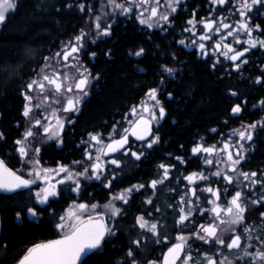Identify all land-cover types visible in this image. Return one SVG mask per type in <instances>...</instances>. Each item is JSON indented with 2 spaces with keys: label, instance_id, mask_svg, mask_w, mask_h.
<instances>
[{
  "label": "flooded vegetation",
  "instance_id": "1",
  "mask_svg": "<svg viewBox=\"0 0 264 264\" xmlns=\"http://www.w3.org/2000/svg\"><path fill=\"white\" fill-rule=\"evenodd\" d=\"M75 1L78 2L80 0ZM241 2L242 0H225L224 4H218L213 3V0H179V3L175 5L176 11L173 13L169 8H167L166 0H160L161 6L159 11L161 13H168L169 20L167 22L159 21V25L154 24L152 28H148L146 25H142L137 19L138 12L141 10H138L135 7H133L132 11L129 13H123L120 11L119 14L114 17L112 22H116L122 26L126 23H131L144 32L149 33L157 31L160 35L166 36H169L174 28L177 30L175 34L179 36L177 42L184 49V51L194 54L195 59L207 64L208 69L217 74L218 77L227 76L228 78L233 79L236 74H239L240 77L248 79L249 83L252 81L256 86H264V64L259 67L256 66L257 71L260 74L254 72L252 67L253 65H250L254 61H258L260 58L262 59V56L264 57V47H261L259 44L252 47L247 43L250 38L253 40H264V23H262L264 20V3L253 5L250 10H245L246 16L241 17L239 15ZM248 2L251 4V0H248ZM121 3L125 7L129 6V0H121ZM178 13L183 14L180 19V27L175 26ZM147 15L148 14L145 13V16ZM155 19L158 20V17ZM190 19H196L195 35H193L192 31H185L186 28H191V26L187 23ZM206 20H215L217 23L223 20V22L229 24L232 29L238 28V22L246 21L249 24V27L253 28V31L251 37H249L245 31H239L238 38L241 41L239 44L236 43L234 39L237 33H234V36H227V32L229 31L228 29H221L220 34L215 33L213 29L207 33L212 37V39L200 41V35L204 34L202 21ZM255 25H259V29H256ZM221 34L224 35L226 39L221 43V48L216 50L214 46L220 40ZM181 40L184 41V44L180 43ZM193 41H197V43L194 44ZM199 43L205 44V49L208 53L207 55L201 54ZM223 44H230L235 51H243L244 48H248V51L244 52L243 56L233 61L230 59V56L234 53H229V57L222 55L223 52L227 51V49L223 47ZM140 49L142 48L129 51L128 54L134 58H138L143 54L142 52L139 56L136 55ZM80 53V61L84 68L90 72V76H96L93 74L86 61L87 59L91 60L94 57L93 52L89 51L87 47V49L81 51ZM237 64H239V68H236ZM167 68H170L173 71L171 73L165 71ZM184 69L185 66H158L157 72L155 73V82L147 87L135 100L131 101L127 108L117 115L114 120H112L109 124L105 122L102 123V125H99V127L83 130L76 134V120L80 115L84 102L91 93L92 86L96 80L95 77V80L88 84L87 95L81 99L78 105V111L66 112L63 110V105L60 108V105L57 104V115L63 122V128L58 129V137L53 136L52 138H48V135L43 132L42 127L35 126L33 127V131L37 132V135L34 139L29 138L28 141L31 145L29 151L30 158L33 157L32 149L39 147L40 152L38 156L33 158L39 159L40 164H45L47 166L68 165L70 167H74L76 171H82L83 167L89 166L95 161L97 155L96 148L99 147L96 142L90 140L89 134H98L100 139L103 141V145L106 146L107 143L110 142L109 134L114 132L115 126L113 138L119 139L120 135L123 134V129L130 127L128 121H134L139 118V116L133 117L131 115V109L134 106L137 107L138 114H141L145 118L151 120L150 114L144 113L143 109L138 106L143 102L152 108L155 101L150 100L147 93L150 89H156L159 106L153 109L156 113L157 119L151 120L150 134L146 136L144 140H138L129 132L128 144L124 146L125 149H130L129 154L125 155L124 149H119L117 152L108 153L107 155L101 154V160L105 164V169L100 180H86L81 178V187L79 192H73L70 190L69 184L71 182L58 185L57 188L60 195L49 198V200L66 198L67 204L63 211L69 203L77 201L78 203H86L89 205L97 204V210L101 213H105L106 210L104 205L112 199L113 195L120 193L122 190L129 188L132 185L144 184L145 187L143 189L134 191L131 194L128 198V203L125 204L121 201H115L116 206L121 208L119 216L115 218H112L109 215L104 216L105 224L111 230L112 234L105 236L100 248H103L106 243H110L112 245L111 242L114 241L117 235H121L123 243L126 245L125 256L124 259H121V261L125 260L129 264H131L132 259H135L137 264H148L151 260L162 261L163 253H165L167 249L172 246V244L179 242L176 240L178 234L183 233L185 236H190L191 233L197 230L198 225H206L212 222V216L207 211L204 215H201L199 211L194 210L193 215L190 218V222L185 221L184 227L175 224V220L178 218L179 208L181 206L185 208L188 207L187 204H180V197L183 196L186 191H188L186 199H191L193 205L196 207L208 210L213 206L209 204L208 201L215 200L216 198L207 191H202L209 186L213 189H219L220 199L218 203L222 206H226L227 201L231 199L236 190L242 191L243 197L245 198L244 202L247 205L244 225L250 226L253 229V231L250 232L253 239L250 241L244 239L242 240V244L250 243L253 247L249 250H254V246L258 241L256 237L259 236L260 238H264V216L261 215L264 213V200H260V197L264 196V183L250 185V181H244L243 177H240L239 183L234 182L229 185L222 178V176L215 177L211 175V173L215 172L219 167L224 171H228L229 174L233 176H239L240 172H256L257 175L253 179L264 181V162L252 160V154L256 149L255 135L264 122V97L249 99L247 104L246 100L248 96L237 98V92L234 90L235 82L231 80L226 93L232 98V100L229 103L227 113L218 120V124L207 129L191 144L186 145L185 147L178 146V149H175L166 146L165 143L162 144V129L166 122L172 123L174 121V118L169 116L168 110V104L172 99V92L170 90L173 88V84L170 82V79H175L176 74L180 73L179 71H183ZM237 104L240 105L241 111L237 114H233L231 109ZM159 107H163L165 110V114L162 118L159 116ZM49 115L50 114L43 112V110H36L35 115L31 118L32 125L35 119ZM126 116L127 119H125ZM24 119L26 120L25 116ZM43 123L46 125L48 121H43ZM51 123L55 125V120L52 119ZM254 123L260 124H256L257 126L255 129L251 130L252 140L240 141V143L244 145V160L236 166V172L234 173L229 171L226 163H222L220 165H216L215 163H213V165H206L204 161L207 154L203 152L193 154L191 151L197 144H202L205 147L214 145L217 149H222L223 143L227 141L230 145H232L229 151L233 153L235 158V154L238 149L236 141L239 137L238 135L233 134V130H244L247 125ZM24 127L25 126H23L18 138L13 141L14 150L7 152L6 155L7 160L11 163V165H13V168H10L14 171H18V174L24 175L25 178H28L24 172L20 171V169H23V167L27 169L30 165L24 163L21 159L17 151L18 145L15 143L16 140L22 138L23 133L29 128L28 127L24 130ZM153 137H158V141L154 143L151 148H149L147 146L148 141ZM230 137L231 139H229ZM46 147L63 150L64 156L61 158L46 159L42 153L43 148ZM86 150L91 153L92 160L87 158L85 154ZM131 152H142L143 155L137 160L131 155ZM177 157H181L183 162L181 163L178 161L176 159ZM208 158L215 160V154ZM112 159L119 160L121 162L120 166L117 167L116 165L111 164L110 161ZM221 159L226 161V154L222 156ZM73 161H80L81 165H73ZM161 163L172 167L169 168V176L164 183L158 184L156 189L153 190L149 186V182L154 179H159L162 176L163 170L158 167ZM193 172H203L205 175L209 176V181L201 182L197 180L194 184H190L184 179V177ZM89 175H91V170L89 171ZM113 176H115V179H113ZM109 180L112 181L111 186L105 187ZM53 183H55V181H53ZM244 184H249L250 186L245 188ZM225 187L228 189L227 193L224 191ZM192 188L196 189V196H192L191 191H189ZM25 189L29 190L35 199V191L38 190L37 185H31ZM196 197H199V200H197ZM148 198L152 199L151 204L146 203ZM255 200H259L260 202L255 204L251 203V201ZM168 205H172V207H168ZM157 208H159V211H156ZM148 213H151L152 215L149 217ZM89 214L94 215L91 211ZM140 215H143L146 219L158 221L160 223L159 244L156 243V237H154L150 232L140 229L136 224V217ZM237 231L242 232V227L238 228ZM165 236L168 237L167 240H164ZM227 239H230V236H227L226 240ZM134 240H140L139 246L132 243ZM217 248H221L222 251L231 258V254L225 247L214 245L211 242L205 244L203 241L195 237H192L187 241L185 250H191L193 261L195 262L202 261V253L214 255L215 258L219 260L220 256L216 253ZM129 249L133 251L132 257L127 255ZM248 258L251 259L250 257ZM178 264H180L179 261ZM238 264H241V262L239 261Z\"/></svg>",
  "mask_w": 264,
  "mask_h": 264
},
{
  "label": "trees",
  "instance_id": "2",
  "mask_svg": "<svg viewBox=\"0 0 264 264\" xmlns=\"http://www.w3.org/2000/svg\"><path fill=\"white\" fill-rule=\"evenodd\" d=\"M85 1L88 3V0L78 2L85 5ZM75 2L16 0L15 8L0 23V158L9 167L13 165L6 154L14 150L13 141L25 122L23 92L26 85L36 77L45 58L83 26L87 9H79L73 5ZM182 15L177 14L175 26L180 25ZM108 32L94 44H88L94 57L86 61L96 80L77 117L76 134L114 120L155 82L160 65L185 66L175 79H170L173 88L168 110L174 121L166 122L162 129V144L175 149L191 144L225 116L232 100L226 93L231 80L235 82L237 98L248 96L247 104L249 99L264 97V86L249 83L239 74L232 79L211 72L207 64L178 44L179 36L174 28L166 36L157 31L144 32L131 23L122 26L115 22ZM137 48L143 49L141 56L134 58L128 54ZM262 64L263 56L250 65L258 73L257 67ZM255 142L252 160L264 162V122L257 130ZM42 153L46 159L64 156L63 150L53 147L43 148ZM66 204V198L38 204L27 189L1 193L0 264H14L31 245L57 238L55 223ZM29 207L35 209V218L27 217ZM111 243L92 251L82 259L83 264H129L121 261L126 250L122 236L117 235Z\"/></svg>",
  "mask_w": 264,
  "mask_h": 264
},
{
  "label": "snow or ice",
  "instance_id": "3",
  "mask_svg": "<svg viewBox=\"0 0 264 264\" xmlns=\"http://www.w3.org/2000/svg\"><path fill=\"white\" fill-rule=\"evenodd\" d=\"M109 5L113 7V10L120 9L123 13H129L132 11L133 7L138 10L137 19L142 25H146L148 28H152L154 24L159 25V21L167 22L169 20V15L167 12L161 13L160 0H129V6L125 7L123 4L118 3L117 0H108ZM179 3V0H166V6L171 10V12L176 11V4ZM213 3L224 4L225 0H213ZM258 3H264V0H251V4L248 0H242L240 3L239 15L241 17L246 16L245 10H250L251 7ZM15 0H0V22H3L6 19V12L13 10L15 8ZM83 9V5H81ZM145 13L148 15L145 16ZM158 17V20L155 19ZM97 22L95 24L96 29H100L99 19L97 17ZM191 28H186L185 31H192L195 35V21L193 19L188 20L187 22ZM204 27V34H201L199 37L200 41L210 40L212 37L207 33L214 29L215 33L220 34L221 29H228L227 36H234V33L237 35L234 37L236 43H241L238 38L239 31H245L249 37H251L253 28L249 27V24L246 21L238 22V28L232 29L231 26L227 23H224L221 20L217 23L215 20H206L202 21ZM215 25V27H214ZM162 26V25H161ZM259 25H255L256 29H259ZM108 28L103 29L102 32H97V35H108ZM86 36L83 30H81L80 35L74 37L75 43L69 41L68 44L64 45V50L62 52H56L52 58L46 57V63L40 68L39 72L36 74V77L32 79L27 85L26 88L28 92L25 93V100L27 103L24 106L23 115L28 117L32 112L33 108L41 109L45 111L48 110L51 105L49 101L51 100L55 104H63V110L66 112L78 111V105L81 99L87 95V86L89 84L90 74L87 72V69L78 63V56L74 55L80 52L83 47V40ZM226 39L224 35H220V40L215 44V49L219 50L221 48V43ZM181 44H184V41H180ZM197 43V41H193ZM247 43L255 47L259 44L261 47H264V40H253L249 39ZM223 47L227 51L223 52L222 55L229 57V53H234L230 56V59L235 61L239 57L243 56L244 52L248 51V48H244L243 51H235L230 44H223ZM199 49L201 50L202 55H207L204 43H199ZM143 52V49H140L136 55H140ZM94 55V53H93ZM70 57L72 60L77 61V63H69ZM59 58V59H57ZM54 61L47 62V61ZM56 65H59L60 68L66 69L61 72ZM239 68V64L236 65ZM74 70V71H72ZM165 71L171 73L173 70L170 68L165 69ZM35 92L36 95H30L28 93ZM147 96L150 100L155 101V104L150 108L146 103H141L138 107L143 109L144 113H149L151 120H156V113L153 109L159 106V101L157 100V91L156 89H150L147 93ZM37 102L32 103L33 100ZM58 109L52 108L51 114L46 117L35 119L33 125L30 126L24 133L21 139L15 141L18 145L17 151L24 161V163L30 165L27 176L18 174V171L6 166L3 159H0V190L5 192H15L17 189L28 188L31 185H37L38 190L35 191V200L39 204H45L50 197H57L60 195L57 186L71 182L69 184L70 190L73 192H79L81 184V178L86 180H100L101 176L104 173L105 164L101 160V154L107 155L108 153H115L119 149H124V154H129L130 149H125V145L128 144V133L130 132L132 136L136 137L138 140H144L151 132L150 123L151 120L145 118L143 115L138 114L137 107L131 109V115L133 117L139 116L136 120H129V128L123 129V134L120 135L119 139L113 138L115 132L109 134L110 142L106 146L103 145V141L100 139L99 135H90V140L96 142L99 147L96 148V158L89 166L83 167L82 171H76L74 167L68 165H58L56 169L42 167L40 160L36 158L29 157V149L31 145L28 143L29 138H35L37 132L33 131V127L40 126L43 128V132L48 135V138L53 136L58 137V129L63 128V122L60 117L57 115ZM233 114H237L241 111L239 104L235 105L231 109ZM165 114L163 107H159V116L162 118ZM55 120V125L51 123V120ZM127 119V116L125 117ZM43 121H48L45 125ZM257 125L250 124L247 125L244 130L234 129L233 134L238 135L239 139L236 141L238 149L235 154L229 151L230 145L227 141L223 143L222 149H217L216 146H203L202 144H197L192 148V153L203 152L207 154L204 163L206 165H220L226 163L230 172H236V166L244 160V145L240 143L242 140H252V129ZM215 131V130H213ZM2 137V134H0ZM231 139V137L229 138ZM158 141V137H153L148 141L147 146L152 147L154 143ZM33 157L38 156L40 149L39 147L32 149ZM86 156L89 160H92L91 153L86 150ZM215 154V160L208 158ZM226 154V161L222 160L221 157ZM131 155L137 160L143 155L142 152H131ZM181 163L183 162L181 157L176 158ZM73 165L80 166V161H73ZM111 164L120 166V161L117 159H112ZM163 170V174L159 179H154L149 182V186L155 190L158 184H163L164 181L169 176L170 165H165L161 163L158 166ZM91 170V175L89 171ZM63 173V177L57 179L53 183V175L59 176ZM212 176L221 177L231 185L234 182L239 183L240 177H243L244 181H250V185H256L258 183H264V181H259L253 179L256 177V172H240L239 176H233L229 174L228 171H224L221 168L211 173ZM115 179V176H113ZM190 184H194L195 181L199 180L201 182L209 181V176L201 173H191L188 176L184 177ZM42 183L44 186L40 187L37 182ZM112 181L109 180L105 187H110ZM249 184H244L245 188L250 186ZM145 187L144 184L132 185L129 188L122 190L120 193L112 196V199L109 200L107 204L104 205L106 210L105 213L98 211L97 204H86V203H75L73 202V207L69 208L64 215H61L58 218V222L55 223V229L58 232V238L49 239L43 242L35 243L27 248L25 253L17 260V264H83L82 257H86L89 252L93 249H97L101 246L102 241L106 235H110L111 230L107 227L104 221V216L109 215L112 218H115L120 215L121 208L116 206L115 201H121L123 203H128V198L134 191H139ZM192 196H196V189L192 188ZM202 191H207L212 194L216 199L209 200L208 203L213 205L210 209L205 210L203 208L196 207L193 205L191 199H186L188 196V191L185 192L183 196L180 197V204H187L188 207L185 208L181 206L179 208L178 218L175 220V224L181 227L185 226V221L190 222V218L193 215V211H199L201 215H204L207 211L212 216V222L208 224H200L197 226V230L191 233L190 236H185L183 233L177 235V243L172 244L171 247L167 249V252L163 253V259L160 260H151L148 264H238L239 261L244 260L245 258L250 257L248 264H264V239H261L259 236L256 237L260 241L261 247H257L255 251H249L253 247L250 243L242 244V240H252L253 237L250 235V232L253 229L250 226H245V212L247 210V205L245 204L243 193L240 190H236L231 199L227 201L226 206H222L218 203L220 199L219 189H213L211 186L203 189ZM225 193L228 189L225 187ZM155 194V193H153ZM199 200V197H196ZM260 200H264V196L260 197ZM259 200L251 201V203H259ZM146 203L151 204L152 199L148 198ZM172 207V205H168ZM94 213L89 214V212ZM159 211V208L156 209ZM27 212L35 216L36 211L34 208H27ZM20 213L17 212L19 217ZM152 214L148 213L150 217ZM264 216V213L261 214ZM136 224L140 229L150 232L154 237H156V243H160V232L159 228L161 227L158 221L146 219L143 215L136 217ZM242 227V232H238L237 229ZM203 233V234H201ZM230 236V239L226 240V237ZM195 237L205 244L212 243L214 245H219L225 247L228 252L231 254L226 255L221 248L216 249V253L220 256V259L217 260L214 255H209L207 253H202V261H193V256L191 250L186 251V244L189 239ZM168 237L165 236L164 240H167ZM133 244L139 246L140 240L132 241ZM127 255L129 257L133 256V251L129 249ZM131 264H137L135 259L131 260Z\"/></svg>",
  "mask_w": 264,
  "mask_h": 264
},
{
  "label": "rangeland",
  "instance_id": "4",
  "mask_svg": "<svg viewBox=\"0 0 264 264\" xmlns=\"http://www.w3.org/2000/svg\"><path fill=\"white\" fill-rule=\"evenodd\" d=\"M117 2L118 3H121V0H117ZM15 3H16V0H15ZM85 3H86V1H85ZM122 4V3H121ZM73 5L75 6H77V7H79V9H81V5H83V9H87V14H86V16H85V18H84V22H83V26H82V28H80V30L78 31V33L76 34V35H74V36H72L69 40H67V41H65L61 46H60V48L57 50V51H55L54 53H52L51 55H49L48 56V58H52L53 56H54V54L56 53V52H62L63 50H64V45L65 44H68V42L69 41H72L73 43H75V41H74V37L75 36H77V35H80V33H81V30H83L84 31V33H86V36L84 37V40H83V47H82V49L80 50V52L81 51H84L85 49H87V47H88V44H94V42L96 41V40H98V39H100V38H103V37H105L106 35H97V32L99 31V32H102L103 31V29H105V28H108V30H109V27H110V24H112L113 22V19H114V17H116L118 14H119V12L121 11L120 9H115V10H113V7L111 6V5H109V3H108V0H88V3H86L85 5L83 4V3H79V2H77V4L76 3H73ZM11 11V10H10ZM10 11H8V12H10ZM8 12H6V15H7V13ZM97 17H100V19H99V23H100V29L98 30V29H96V27H95V24H96V22H97ZM196 20V19H195ZM194 20V21H195ZM1 23V22H0ZM77 53V54H75L76 56H78V63L80 64V65H82L83 66V64L81 63V61H80V56H81V53ZM93 56V55H92ZM92 56H90V57H92ZM57 59H59V58H57ZM47 62H52V63H54V61H51V60H49V61H47ZM46 63V60H44V63L42 64V66L44 65ZM69 63H77V61H75V60H72L71 59V57H70V60H69ZM41 66V67H42ZM40 67V68H41ZM56 67L61 71V72H63V71H65L66 69H63V68H60V66L59 65H56ZM84 67V66H83ZM237 68V67H236ZM72 71H74V70H72ZM39 72V71H38ZM88 73H90L89 71H87ZM95 80V76H89V83L91 82V81H94ZM258 80V79H257ZM26 92H28V90H27V88H25L24 89V92H23V94H24V106H25V104L27 103V101L25 100V93ZM28 94H30V95H33V96H35L36 95V93L35 92H31V93H28ZM37 101L34 99L33 101H32V103L33 104H35ZM49 104L51 105V107H49L48 108V110L47 111H45L43 108H41V109H35V108H33V110H32V112L30 113V115L28 116V117H26V120H25V122H24V130L25 129H27L30 125H32V119L31 118H33L32 116L33 115H35V113H36V110H39V111H41V110H43V112H46V114H51V110H52V108H56L57 109V107H58V105L57 104H55V103H53L51 100L49 101ZM60 105V108H61V106L63 105V104H59ZM24 108V107H23ZM58 112V111H57ZM257 125H259L260 123H256ZM255 129V128H254ZM253 129V130H254ZM29 151H30V149H29ZM33 158V157H32ZM37 159V158H36ZM41 166L42 167H46V168H51V169H56L57 168V166H47V165H45V164H41ZM28 169L29 168H25V167H23V169H20V171L21 172H24L25 173V175L27 176V171H28ZM63 173H61L59 176H56L55 174L53 175V181H56L57 179H60V178H62L63 177ZM28 177V176H27ZM37 184H39V186L40 187H43L44 185L42 184V183H40L39 181L37 182ZM37 191V190H36ZM35 200V199H34ZM35 202H37L36 200H35ZM75 203H77L78 204V202L77 201H75ZM71 207H73V202H71V203H69V205L65 208V210L62 212V215H64L66 212H67V210L69 209V208H71ZM26 215H27V217L28 218H35L36 217V215L35 216H33V215H31L30 213H28V212H26ZM257 247H261V245H260V241L258 240L257 241V244L254 246V250H249V251H255L256 250V248ZM250 259L249 258H245L244 260H241L240 262H241V264H248V261H249Z\"/></svg>",
  "mask_w": 264,
  "mask_h": 264
},
{
  "label": "water",
  "instance_id": "5",
  "mask_svg": "<svg viewBox=\"0 0 264 264\" xmlns=\"http://www.w3.org/2000/svg\"><path fill=\"white\" fill-rule=\"evenodd\" d=\"M0 159H1V158H0ZM5 164H6V163H5ZM6 166H7V164H6ZM7 167H9V166H7ZM9 168H10V167H9ZM21 189H25V188H21ZM17 190H20V189H17ZM17 190H16V191H17ZM1 193H11V192H5V191L0 190V194H1ZM0 232H1V220H0ZM57 238H58V237H57ZM54 239H56V238H54ZM93 250H94V249H93ZM93 250H91V251H93ZM91 251H90V252H91ZM90 252H89V253H90ZM166 252H167V251H166ZM21 256H22V255H21ZM21 256H20V257H21ZM20 257H19V258H20ZM83 258H84V257H82V259H83ZM14 264H17V261H16Z\"/></svg>",
  "mask_w": 264,
  "mask_h": 264
}]
</instances>
